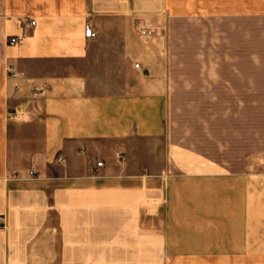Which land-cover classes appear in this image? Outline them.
Wrapping results in <instances>:
<instances>
[{"label": "crops", "instance_id": "obj_1", "mask_svg": "<svg viewBox=\"0 0 264 264\" xmlns=\"http://www.w3.org/2000/svg\"><path fill=\"white\" fill-rule=\"evenodd\" d=\"M195 4L0 0V264H115L118 250V264H261L249 129L236 132L232 107L220 160L180 126L197 87L176 24ZM226 21L225 103L264 105L251 77L264 71V0H226Z\"/></svg>", "mask_w": 264, "mask_h": 264}, {"label": "rangeland", "instance_id": "obj_2", "mask_svg": "<svg viewBox=\"0 0 264 264\" xmlns=\"http://www.w3.org/2000/svg\"><path fill=\"white\" fill-rule=\"evenodd\" d=\"M195 3L198 4L196 8L188 11L191 18H188L185 24L183 22L180 25L176 24V32L184 34L186 40L187 82L191 87H197L187 90L188 93L193 92L195 95L188 94V103L180 106V126L186 133L187 146L194 148L203 156L225 160L228 130L231 127L230 123L232 124L230 114L234 107L236 132L241 130V133L244 125L249 129L252 162L260 161L259 171L264 174V105L229 106L225 103L229 76L226 69L228 49L226 0L197 2L194 0ZM251 77L264 80V71L252 73ZM192 100L197 103L190 104ZM259 150L261 155L254 157L253 153L258 154ZM256 170L252 169V172ZM123 252L125 251L118 250L117 257L122 258ZM121 258H116L115 264H118V259ZM97 260L102 264L106 261L113 264L110 263L111 258ZM125 264L132 263L128 260ZM261 264H264V260Z\"/></svg>", "mask_w": 264, "mask_h": 264}, {"label": "built area", "instance_id": "obj_3", "mask_svg": "<svg viewBox=\"0 0 264 264\" xmlns=\"http://www.w3.org/2000/svg\"><path fill=\"white\" fill-rule=\"evenodd\" d=\"M24 24H25L26 28H30V27L35 26L36 22H35V20L29 19L26 22H24ZM146 33H147L146 30L142 31V34H146ZM85 36L88 39H94L97 36V33L95 32L94 28L90 24L86 25V27H85ZM22 40H23V38L21 36H12L9 39V44L11 46H14V45L19 44ZM136 68L141 69V65L139 63H137L136 64ZM9 70H10V76L13 77V78H16L17 77V73L15 72V69L14 68H10ZM58 161L64 163L66 160L63 159V158H58ZM98 166L102 167L103 163L99 162ZM30 174L32 176H36V175H38V172H37V170L35 168H32ZM5 227H6L5 217L4 216H0V229H3Z\"/></svg>", "mask_w": 264, "mask_h": 264}]
</instances>
